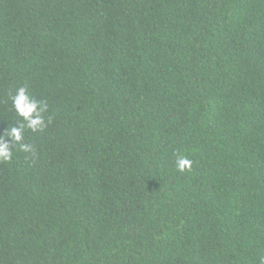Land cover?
Segmentation results:
<instances>
[{"label":"trees","instance_id":"1","mask_svg":"<svg viewBox=\"0 0 264 264\" xmlns=\"http://www.w3.org/2000/svg\"><path fill=\"white\" fill-rule=\"evenodd\" d=\"M21 124L0 264H259L264 0H0V135Z\"/></svg>","mask_w":264,"mask_h":264},{"label":"clouds","instance_id":"2","mask_svg":"<svg viewBox=\"0 0 264 264\" xmlns=\"http://www.w3.org/2000/svg\"><path fill=\"white\" fill-rule=\"evenodd\" d=\"M13 105L17 113L23 117L27 123V127L33 131H37L45 124L43 116L40 114L43 110L38 106V102L33 100L26 88L21 87L17 90L13 97ZM46 108V105L44 106ZM24 125L12 127L10 131L3 132L0 135V160L10 161L13 157L11 144L13 141L19 143L22 140V132ZM8 137L10 139H5ZM20 149L24 152H33L35 149L31 144L19 143ZM192 161L183 155H178L176 159V167L179 171L190 170ZM259 264H264V255L259 258Z\"/></svg>","mask_w":264,"mask_h":264}]
</instances>
